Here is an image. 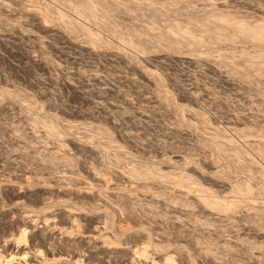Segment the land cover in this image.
Instances as JSON below:
<instances>
[{
    "label": "rangeland",
    "instance_id": "374dc122",
    "mask_svg": "<svg viewBox=\"0 0 264 264\" xmlns=\"http://www.w3.org/2000/svg\"><path fill=\"white\" fill-rule=\"evenodd\" d=\"M95 2L0 0V264H264V0Z\"/></svg>",
    "mask_w": 264,
    "mask_h": 264
},
{
    "label": "bare ground",
    "instance_id": "6f19581e",
    "mask_svg": "<svg viewBox=\"0 0 264 264\" xmlns=\"http://www.w3.org/2000/svg\"><path fill=\"white\" fill-rule=\"evenodd\" d=\"M80 2V1H79ZM97 2V1H96ZM95 2V0H81V5L80 6H78V7H72V10H77V12H80V13H82V12H84L85 14H86V12H89V14L91 15V16H93L92 14H96L97 13V9H96V3ZM113 3V2H112ZM69 6V5H68ZM108 9V8H107ZM103 10H105V11H100V12H105L106 13V9H103ZM96 11V12H95ZM83 13V14H84ZM62 15V14H61ZM64 15H65V13L63 14V17H64ZM86 15H88V13L86 14ZM102 15V14H101ZM66 16V15H65ZM96 16V15H95ZM94 16V17H95ZM103 16V15H102ZM101 16V17H102ZM104 16H106L105 14H104ZM62 17V18H63ZM69 17V16H68ZM226 16H223L221 19H219V22H223L224 23V25L227 23V27H228V24L230 25L229 26V28L232 26H234V24H232V23H230V22H228V21H230L229 20V18H225ZM86 18V17H85ZM213 18V17H212ZM215 18V17H214ZM219 18V17H218ZM67 20V19H66ZM71 20V19H70ZM213 20V19H212ZM213 21H215V19L213 20ZM223 23H221V24H223ZM237 23V22H236ZM236 23H235V26L236 27H233V29H231V30H233L234 32H238V33H242V34H244V36H246L247 38H249V39H252L253 41L255 40V42H262V43H264V26H260V24H259V26H258V24H257V26H252V27H250V25L249 26H247V25H245V24H243V23H241V22H238L237 23V25H236ZM241 23V24H240ZM174 26H176V24H173ZM174 26H172V28H173V30H175V28H177V30H175V31H173L172 29V32H169L168 34H173V36L175 37L174 39H176V40H173L174 41V43H177L176 41L177 40H179V38L181 37V36H186L187 35V37L188 36H190V37H188V38H190L188 41L189 42H191L190 40H191V38L193 39V40H195L196 41V39L195 38H197L196 37V35H195V37H194V32H192L193 30H189L188 28H180V26L179 27H175L174 28ZM219 26V25H218ZM223 26V25H222ZM224 27V26H223ZM222 27V28H223ZM225 27H226V25H225ZM231 27V28H232ZM168 28H171V27H168ZM190 28V27H189ZM215 28V27H214ZM114 28H112V30H113ZM217 29H219L218 30V32H220L221 33V31H220V28L219 27H217ZM217 29L215 28V30L214 31H211L212 33L213 32H215V31H217ZM225 29V28H224ZM234 29H236V30H234ZM226 30V29H225ZM86 31V30H85ZM88 31H90V30H88ZM87 31V33H89ZM114 31V30H113ZM117 30H115L114 32H116ZM192 32V33H191ZM207 32V31H206ZM218 32H217V34H218ZM91 33V32H90ZM90 33H89V36H90ZM208 33V32H207ZM140 34V33H139ZM138 34V35H139ZM210 34V33H209ZM136 35V34H135ZM137 35V36H138ZM219 35V34H218ZM218 35L216 36L215 34H213V35H209L210 37H212L213 38V40H217V38H218ZM140 36L141 37H143L141 34H140ZM172 36V37H173ZM219 36H221V35H219ZM224 36H225V34H224ZM233 36V35H232ZM92 37V36H91ZM214 37L216 38V39H214ZM226 37L228 38V36H225L224 37V40L226 39ZM95 38V37H94ZM133 38V37H132ZM187 38V39H188ZM211 38V39H212ZM221 38H223V33H222V37ZM233 37H231V38H229V39H232ZM130 39V38H129ZM182 39V38H181ZM201 39V38H200ZM192 40V41H193ZM220 40V37H219V39H218V41ZM180 41V40H179ZM130 44H131V42H130V40L128 41ZM166 42V41H165ZM198 43H199V41H197ZM202 42V41H201ZM133 44H135L136 45V43L135 42H132ZM169 43V42H168ZM196 43V42H195ZM197 44V43H196ZM132 45V44H131ZM169 45V44H168ZM132 47V46H131ZM138 49V48H137ZM262 55L260 54L259 55V58L261 57ZM259 62V61H258ZM260 62H262V61H260ZM259 64V63H258ZM263 64V62L262 63H260L259 65H261V67H263L264 65H262ZM258 66V65H257ZM259 68H260V66H258ZM263 70V72H264V69L263 68H261V71ZM261 71H259V72H261ZM39 121V120H38ZM40 122H42V124L44 125V127L46 128V129H48V131L50 132V133H56V132H58L53 126H51V122L49 121V122H47L46 120L45 121H42V120H40ZM237 152H239V151H237ZM236 154H238V153H236ZM133 171V170H132ZM137 173V172H136ZM148 173L146 172L145 174H143V175H147ZM149 174H151V173H149ZM148 174V175H149ZM187 179H188V181L190 182V183H195L193 180H190L189 179V177H186ZM18 184V183H17ZM13 187V186H12ZM29 187V186H28ZM199 187V189H201L202 190V187H200V186H198ZM250 186H245V187H239V188H237L236 190L238 191V192H243V194L244 193H247V192H249L250 191V188H249ZM203 192H204V189H203ZM17 196V195H16ZM198 200L201 202V203H203L204 205H207V206H209L210 208L212 207V208H215V209H220V210H227V209H229L230 207H231V203H227V202H225V201H222V200H218V199H216V198H213V197H204L202 194H200V195H198ZM141 221V220H140ZM156 231V230H155ZM117 232V231H116ZM138 236V235H137ZM148 237H146L147 238V241L149 242V244L154 248V250H156L158 253H162V258L166 261V262H168V263H170V262H172V259H173V257L171 258V255H168L167 253H166V251H167V248L168 247H166L167 245H160L159 243H155L152 239H151V237H149V235H147ZM19 248H21V247H19ZM22 250H24L23 248H21ZM21 249H19L18 250V252L16 253H13L14 255H17V257H18V255H22L23 256V254H25V253H23V254H21ZM7 250V249H6ZM16 251V250H15ZM25 251V250H24ZM181 252V251H180ZM141 253V255L143 256V257H148L147 255V250L144 248L143 250H142V252H140ZM10 255V254H9ZM6 256V255H5ZM3 258V257H2ZM22 258V257H21ZM14 259V256L12 255H10V259H8V260H6L7 262H10V261H12ZM16 259V258H15ZM14 259V260H15ZM18 259V258H17ZM23 260V259H22ZM25 260H27V259H25ZM155 261V260H154ZM25 262V261H24ZM36 263V261L34 262L33 261V259H28L27 260V262H26V264H35ZM133 263V262H132ZM158 263V262H157ZM8 264V263H7ZM152 264H154L153 263V261H152Z\"/></svg>",
    "mask_w": 264,
    "mask_h": 264
}]
</instances>
